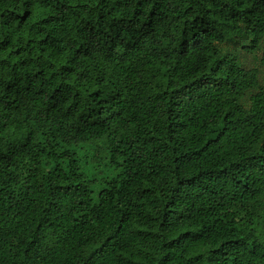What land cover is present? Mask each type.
I'll return each mask as SVG.
<instances>
[{"label": "trees", "instance_id": "16d2710c", "mask_svg": "<svg viewBox=\"0 0 264 264\" xmlns=\"http://www.w3.org/2000/svg\"><path fill=\"white\" fill-rule=\"evenodd\" d=\"M0 264H264V0H0Z\"/></svg>", "mask_w": 264, "mask_h": 264}]
</instances>
